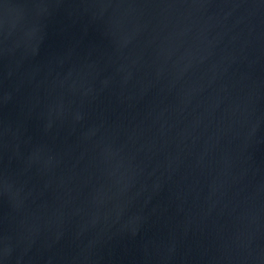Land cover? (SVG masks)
<instances>
[{
  "label": "water",
  "instance_id": "water-1",
  "mask_svg": "<svg viewBox=\"0 0 264 264\" xmlns=\"http://www.w3.org/2000/svg\"><path fill=\"white\" fill-rule=\"evenodd\" d=\"M0 264H264V0H0Z\"/></svg>",
  "mask_w": 264,
  "mask_h": 264
}]
</instances>
